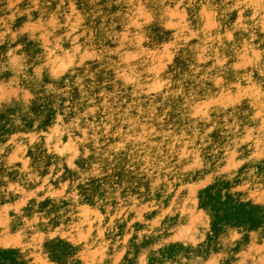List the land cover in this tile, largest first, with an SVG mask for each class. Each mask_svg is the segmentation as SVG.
I'll return each mask as SVG.
<instances>
[{
  "label": "rangeland",
  "instance_id": "1",
  "mask_svg": "<svg viewBox=\"0 0 264 264\" xmlns=\"http://www.w3.org/2000/svg\"><path fill=\"white\" fill-rule=\"evenodd\" d=\"M247 8L264 0H0V264H264V43L228 51ZM188 47L210 72L195 118L172 104ZM136 148L153 184L94 202Z\"/></svg>",
  "mask_w": 264,
  "mask_h": 264
},
{
  "label": "bare ground",
  "instance_id": "2",
  "mask_svg": "<svg viewBox=\"0 0 264 264\" xmlns=\"http://www.w3.org/2000/svg\"><path fill=\"white\" fill-rule=\"evenodd\" d=\"M247 10L250 14L253 15L252 19L249 21V26L247 28H245L244 26L240 27L241 25L236 26L237 31H238V37H237L236 43L234 46H230L228 49L229 55H231V57H229V59L231 61V64L234 67H236L237 65H239L238 63H240L239 60L241 58V54H240L241 47L250 46L251 41L253 40V38L255 36H258L262 40V42L264 43V26H263L264 25V10L260 9V8H257V9L256 8H247ZM235 21H234V23H235ZM240 21H241V19H240ZM199 22H201V20ZM191 48L192 47H188L184 50L182 60H181V66H180V68L178 70V74H177V79L179 80L178 82H179V84H181V87L184 90V95H185V96H183L184 101L181 102L180 104H175V103H172V104H173V106H174L173 108L175 110L178 109L179 111H182V110L184 111V109L187 110V108H188L191 111H193V114L194 113L198 114V113H196V110H197L196 105H195L196 108L194 107L195 110H193L194 108H191L190 106H188L190 103L188 98L197 94V93H193V95L190 96L192 92L199 90V89L203 90V88L205 86V84H203V80H204L203 77H205L204 75L207 76V74L210 72H209V68H205V67H204V69L207 70V74H204L203 73L204 71L202 69L201 70L203 72L198 71L201 68L198 65L199 60H197L196 51L195 52L192 51ZM246 48H250V47H246ZM234 67H230V68H228L224 71H221V72L219 70V72H218V74L221 75V78L223 79V81L226 85L232 83L236 79H244V77H246V74L243 75V73L241 74V73L237 72L235 70L236 68H234ZM251 67L254 70V75L257 78V80H259V83L264 82V81H262V79H264V57L260 63L254 62V64H252ZM260 98H262V97H260ZM258 99H259V97H258ZM221 107H223V106H221ZM254 108H255V106H254ZM201 112H203V111H201ZM201 112H199V113H201ZM259 112L257 111L258 114H259ZM188 113H189V111H188ZM220 113H222V112H220ZM195 114L193 115V117L195 116ZM250 114H251V112H250ZM258 114L253 113L251 115H257L256 117L253 116L254 118H257ZM189 117H190V115H189ZM260 128H261V126H260ZM262 128H263V126H262ZM257 129H255V131ZM260 131H261V129H260ZM258 134H260V132H258ZM258 134H257V136H258ZM260 137H262V135ZM232 139H233V137H232ZM256 140L259 141V139H256ZM258 141L255 142V145H256V143L258 144ZM231 142L233 143L234 141L231 140ZM253 145H254V143H253ZM134 154L135 155L133 156V159L130 158V156L128 155L127 152L117 158V160L115 162V167L108 171L110 176L106 178L104 184H102V182H99V183L97 182L95 189H93V192L90 194V197L93 199L94 202H98L97 200L101 197L106 198V194L108 197L109 192L107 191V187L105 184L107 182H110V181L114 182L115 184H118L120 182L124 183V181H128V182H132V183L137 184V186H139V187L151 186L153 184V181H151V177H149V175L144 173L143 166L140 162L143 159L142 151L140 149L136 148ZM102 159L103 158H101V156H99V160L102 161ZM104 163H106V162H104ZM130 169L132 170V172H127ZM122 180H124V181H122ZM138 189L140 190V188H138ZM75 230H77V229H75Z\"/></svg>",
  "mask_w": 264,
  "mask_h": 264
}]
</instances>
